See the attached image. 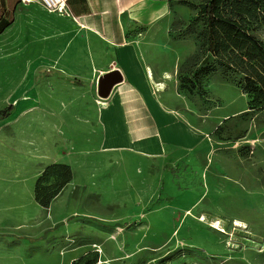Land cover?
Returning a JSON list of instances; mask_svg holds the SVG:
<instances>
[{
  "label": "crops",
  "instance_id": "obj_1",
  "mask_svg": "<svg viewBox=\"0 0 264 264\" xmlns=\"http://www.w3.org/2000/svg\"><path fill=\"white\" fill-rule=\"evenodd\" d=\"M69 7L76 20L49 12L33 0H0V34L29 36L36 24L48 34L53 32L48 49L56 57L55 66L79 88L61 94L54 106H29L34 95L26 96L27 112L42 116L33 119L42 132L33 136L29 152L23 144L26 161L8 159L0 173V264L50 258L52 262L33 264H68L88 252L80 241L83 236L75 234L81 221L66 222L67 208L61 202L64 208L53 211L63 193L48 207L34 199L35 180L46 165L71 166L61 154L52 153V144L77 147L78 168L83 171L77 180L82 183L97 175L100 145L108 149L107 156L120 150L138 158L140 172L131 176L144 180L140 188H146L147 179L156 181L157 189L150 193L160 196L146 218L149 227L160 225L158 212L168 214L165 218L174 227L183 224L206 191L199 186L205 182L208 188L212 181L219 188L225 177L208 133L183 117L186 99L178 107L169 98L173 94L167 84L190 77L195 44L184 32V27L190 29V21L184 23L190 19V0H69ZM111 73L117 81L106 96H100L98 84ZM156 83L164 89L154 90ZM10 105L12 110L0 125L19 112L14 101L6 108ZM151 162L157 165L155 176L150 173ZM73 179L72 171L68 184ZM28 207L41 210L43 216L20 215ZM181 211L186 214L180 217Z\"/></svg>",
  "mask_w": 264,
  "mask_h": 264
},
{
  "label": "rangeland",
  "instance_id": "obj_2",
  "mask_svg": "<svg viewBox=\"0 0 264 264\" xmlns=\"http://www.w3.org/2000/svg\"><path fill=\"white\" fill-rule=\"evenodd\" d=\"M197 2L190 0V19L185 24L194 16L191 3ZM184 32L194 41L190 29L184 27ZM51 33L36 24L29 36L0 34V108L5 109L9 101L20 107L8 123L0 125V173L8 159L26 161L23 153L28 154L33 136L42 132L39 121L33 123L42 116L27 112L26 96L34 95L29 106H54L61 94L79 90L55 66L56 57L48 49V41L54 39ZM167 87L176 98L169 97L174 105L181 107L179 101L186 99L185 104L182 101L183 117L210 136L214 158L225 176L220 187L212 181L208 188L205 182L199 186L205 193L195 208L184 213L190 218L178 227L163 212L155 220L160 225L149 227L146 218L160 196L150 193L156 191V181L147 179L146 188H140L144 180L131 176L140 172L138 158L120 150L107 156L108 149L100 145L97 175L82 183L77 180L83 173L78 168L77 147L58 143L51 145L52 153L61 154L71 164L75 179L60 191L63 198L53 203V211L64 208L62 203L67 208L66 222L81 221L75 234L83 236L79 239L88 252L96 250L94 264H264V110L247 109L246 94L219 72L203 79L199 90L191 87L190 79ZM156 166L150 163L152 176L158 173ZM34 208L19 213L43 216ZM52 261L29 260L32 264Z\"/></svg>",
  "mask_w": 264,
  "mask_h": 264
},
{
  "label": "trees",
  "instance_id": "obj_3",
  "mask_svg": "<svg viewBox=\"0 0 264 264\" xmlns=\"http://www.w3.org/2000/svg\"><path fill=\"white\" fill-rule=\"evenodd\" d=\"M191 4L194 27L190 30L195 42L191 87L199 90L203 79L219 72L246 94L249 110H264V0H198ZM11 110V105L0 110V119ZM71 178L69 165H46L34 183L35 201L48 207ZM74 261L94 264L96 253L87 252Z\"/></svg>",
  "mask_w": 264,
  "mask_h": 264
},
{
  "label": "built area",
  "instance_id": "obj_4",
  "mask_svg": "<svg viewBox=\"0 0 264 264\" xmlns=\"http://www.w3.org/2000/svg\"><path fill=\"white\" fill-rule=\"evenodd\" d=\"M39 3L43 8L49 12H55L57 14L70 17L73 20H76L69 7V0H33ZM162 88L159 87V84L156 83L153 86L154 90Z\"/></svg>",
  "mask_w": 264,
  "mask_h": 264
},
{
  "label": "water",
  "instance_id": "obj_5",
  "mask_svg": "<svg viewBox=\"0 0 264 264\" xmlns=\"http://www.w3.org/2000/svg\"><path fill=\"white\" fill-rule=\"evenodd\" d=\"M111 74H105L104 78L106 79L105 82L102 84L101 82H99L98 84V94L100 96H106L111 88V86L117 81V79L115 78H111L110 76Z\"/></svg>",
  "mask_w": 264,
  "mask_h": 264
},
{
  "label": "bare ground",
  "instance_id": "obj_6",
  "mask_svg": "<svg viewBox=\"0 0 264 264\" xmlns=\"http://www.w3.org/2000/svg\"><path fill=\"white\" fill-rule=\"evenodd\" d=\"M213 224H215L214 222H213ZM216 224H219V222H216ZM235 224L236 225H240V223H239V221H235ZM222 229V228H221ZM223 230V229H222Z\"/></svg>",
  "mask_w": 264,
  "mask_h": 264
}]
</instances>
